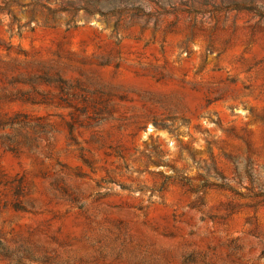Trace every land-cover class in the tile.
Wrapping results in <instances>:
<instances>
[{
	"label": "rangeland",
	"instance_id": "obj_1",
	"mask_svg": "<svg viewBox=\"0 0 264 264\" xmlns=\"http://www.w3.org/2000/svg\"><path fill=\"white\" fill-rule=\"evenodd\" d=\"M263 195L264 0H0V264H264Z\"/></svg>",
	"mask_w": 264,
	"mask_h": 264
},
{
	"label": "trees",
	"instance_id": "obj_2",
	"mask_svg": "<svg viewBox=\"0 0 264 264\" xmlns=\"http://www.w3.org/2000/svg\"><path fill=\"white\" fill-rule=\"evenodd\" d=\"M236 4L237 5L235 7H233L234 10H242L243 9V7H241L240 3H236ZM263 198H264V195H263Z\"/></svg>",
	"mask_w": 264,
	"mask_h": 264
}]
</instances>
